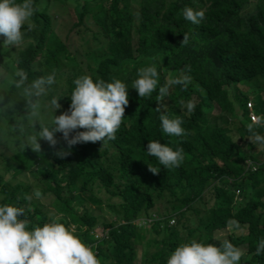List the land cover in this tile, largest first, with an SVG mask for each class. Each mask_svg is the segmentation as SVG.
<instances>
[{
  "label": "trees",
  "instance_id": "obj_1",
  "mask_svg": "<svg viewBox=\"0 0 264 264\" xmlns=\"http://www.w3.org/2000/svg\"><path fill=\"white\" fill-rule=\"evenodd\" d=\"M90 1L84 0V4ZM250 3L249 9L248 0H106L97 12L92 2L89 8L92 20L88 25L94 23L96 30L92 36L98 41L87 42L85 50L75 48L73 52L53 34L47 10L37 11L33 16L36 27L26 31L23 47L0 46V64L7 70L0 77V95L5 96L7 105L0 109V163L5 167V170L0 168V204L22 207L24 217L19 218L27 219L30 227L43 226L52 216L60 215L61 223L75 225L81 240L93 246L101 264H134L136 246L146 245V238L147 254L152 258L144 264H166L167 250L175 249L179 242L195 239L219 247L221 238L214 234L218 232L226 237L227 222L235 220L241 226L235 231L246 230L245 234L235 236L247 244L248 256L254 264H264V254L256 255L257 244L264 239V202L258 192L263 185L264 164H255L264 148L246 141L250 135L241 120L233 129L241 143L235 144L227 138L223 141L217 132L225 127L218 128L203 113V106L216 103L228 114H234L235 122L237 107L242 118L250 123L247 98L238 94L237 85L264 76V0ZM185 6L204 11L200 24L194 25L183 18ZM184 33L190 39L188 45L181 46ZM78 52L87 61L85 68L94 81L99 78L111 82L115 77L129 88V104L115 140L104 146L100 142L75 145L72 154L64 159L54 155L63 146L52 148L43 140L38 141L41 153L21 148L23 137L18 126L28 125L26 102L19 90L7 85L8 77L21 68L31 82L51 74L61 60L62 63L75 60ZM153 63L160 73L157 91L150 98H140L131 88L132 82L137 78V69ZM186 65L191 67V83L185 91L174 85L162 103L170 117L183 119L182 127L191 134L168 136L160 127L156 96L169 74H178ZM70 72L74 78L68 79V92L60 97L61 107L54 115H60L63 107L65 111L68 109L75 87L73 81L86 75L74 69ZM53 95L50 92L41 98L42 104ZM180 99L193 101L194 112L187 114L186 108L179 104ZM258 104V114H264V101L260 97ZM45 111L42 107L41 112ZM48 122L46 117L45 123ZM35 127L39 130L38 124ZM257 131L264 135V127ZM57 135L61 139V134ZM150 140L173 150L182 147L185 159L181 166L166 169L149 157L146 145ZM248 145L252 154L245 153ZM148 166L160 168L159 174L153 175ZM6 171L11 176L4 180ZM27 172L38 181L34 186L18 180ZM99 185L109 194L117 189L124 195L123 203L109 206L113 216L104 224L107 231L102 237L94 234L95 209L91 208V204L101 205L94 192ZM119 185H122L120 190ZM34 187L40 188L42 196L50 197L53 209L40 207L35 197L30 201L25 199ZM237 191L242 199L236 200L240 195ZM248 191L250 196L246 195ZM80 192L86 197H78ZM207 196L213 201L210 207L204 206ZM160 201L171 206L173 212L167 216L156 213L149 227L134 224L140 217H150ZM203 211L207 218L204 226H198L199 219L195 225L186 226L181 241L180 223H187L191 214L199 215ZM172 218L180 223L169 225Z\"/></svg>",
  "mask_w": 264,
  "mask_h": 264
},
{
  "label": "clouds",
  "instance_id": "obj_2",
  "mask_svg": "<svg viewBox=\"0 0 264 264\" xmlns=\"http://www.w3.org/2000/svg\"><path fill=\"white\" fill-rule=\"evenodd\" d=\"M39 10L40 8L35 6V0H0V36L3 37V44L0 46L6 49L23 47L26 31L31 32L36 27L32 18ZM181 14L194 25L200 24L205 16L204 11H197L188 6L182 9ZM189 39V34L184 33L180 45H188ZM190 72L191 67L186 65L178 74L170 73L166 83L159 86L156 96L159 106L155 110L161 113L160 127L168 136L186 137L191 134L182 127L183 119L180 116L170 117L167 114V106L162 103L171 86L180 85L182 91L187 89L192 80ZM159 76L155 63L141 67L137 69V78L132 82L131 88L136 90L140 98H150L152 93L157 91ZM56 82L55 70L31 82H28V73L21 68H17L12 76L8 77L7 85L19 90L26 102L28 125L18 126L23 137L21 148L41 153V144L38 142L41 140L56 148L59 143L56 134L60 133L67 147L55 151L54 155L64 159L72 154L71 149L75 145L100 142L104 146L115 140L129 104V88L125 83L115 77L111 82H106L99 78L94 81L90 75H81L73 81L75 87L71 92L68 109L57 116L54 113L61 107L58 103L61 98L53 96L44 104L41 99L49 95L51 86ZM238 92L247 98L246 109L250 122L247 124V131L250 140L264 148V135L257 131L264 127V114L255 115L253 104L252 109L248 110V97L239 89ZM179 104L186 108L187 114L193 113L196 107L191 100L186 102L180 99ZM0 105H2L0 109L7 106L4 95H0ZM42 107L47 109L46 113L42 114ZM250 112L254 115L252 120L249 118ZM48 113L51 114L48 117L49 122L45 123ZM37 124L39 130H36ZM81 129L83 131H80ZM146 148V154L154 157L166 169L180 167L185 159L182 147L173 150L172 147L157 140H150ZM263 154L264 151L259 162H254L257 166L264 164ZM159 170L160 168L148 166V171L153 175H158ZM33 197L42 198L39 187H34L32 194L26 195L25 199L30 201ZM21 216L24 217L22 207L11 203L0 204V264H101L93 246L81 240L76 234L75 225L66 226L65 223H61L60 215L52 216L50 222L44 223L43 226L31 227L27 219L19 218ZM156 217L151 213L150 217L138 218L134 224L149 227L152 221L147 225H139L138 220L142 218L153 220ZM171 220L169 225H173L170 223ZM226 227L227 231L231 232L240 230L241 226L239 222L229 220ZM261 254H264V239H261L256 247V255ZM244 255V251L228 239L221 240L219 247L191 240L179 244L168 256L166 264H239Z\"/></svg>",
  "mask_w": 264,
  "mask_h": 264
},
{
  "label": "rangeland",
  "instance_id": "obj_3",
  "mask_svg": "<svg viewBox=\"0 0 264 264\" xmlns=\"http://www.w3.org/2000/svg\"><path fill=\"white\" fill-rule=\"evenodd\" d=\"M92 2L96 4V9L98 12L101 6L106 2V0L105 2H102V3H99L97 0H91L89 4H84V0H35V6L40 8L38 13H42L45 9L47 10V14L49 15L51 19V26L53 29V34L59 39L60 42L67 44L69 48L68 49L69 52H73L75 48L81 49L83 47V50H85L87 48V42L95 43L98 41L92 36V33L95 32L96 30L94 23L91 26L88 25V23L92 20L91 15L89 13V8L91 7ZM248 2H249V9H250L252 7V4L250 2H253V0H248ZM82 14H85V16L82 17ZM32 19H33V22L35 23L34 18ZM79 62H81L82 64H79ZM85 62L87 61L84 60V57L82 59L81 55L78 52L75 60L69 63L67 61H63L62 63V60H61L58 66L54 65L53 70L56 71V81L57 82L56 84H54L51 90V94L52 95L54 94L53 96H58V97L63 96V94L66 95V93L68 92V85H67L68 79L74 78V75L70 74L71 73L70 71L72 69H74L77 72L90 75L85 68ZM61 63H62V66H60ZM6 74H7L6 68L4 66H1L0 64V77ZM173 87L174 86H171L169 89H172ZM237 88L242 94L248 97V101L252 102L254 114L259 115L258 114V112L260 111V106L258 104L259 97L262 101H264V76L257 77L241 85L239 84ZM60 111L61 112L65 111L64 107ZM43 113H46V111ZM203 113L206 116H208L212 120V122H214V124L217 125L218 128L225 127L223 130H218L217 132V134L223 141L225 138H227L235 144L241 143L240 138L233 133L234 126L238 125L240 123V120L247 127L248 121L242 118L241 110H239L236 107L235 115H238V119L235 122H234V114L232 115L228 114L227 112L222 110L216 103L212 104L211 107L203 106ZM249 114H251V112ZM47 117H49V115ZM56 138L59 141L58 145H61L63 147L66 146L63 140L60 139V137L57 134H56ZM246 141H250V139H247ZM245 153L252 154L250 145H248V147L246 148ZM0 168L2 170H5L4 163H0ZM10 176H11V172L6 171L4 180L9 179ZM18 180H24L30 186L31 185L34 186L35 183H38L37 179H35L30 172H27L24 175H21L18 178ZM81 180L83 181V178ZM101 188L102 186L99 185L98 188L94 189V192L96 193L98 199H100L101 201V205L91 204V208L95 209L93 213L96 218V227L94 230V234L97 237H102L104 235V233L107 231L106 228H104V224L107 223L108 218H112L111 216H113V213L109 206H115L117 204L124 202V195H122L121 193L119 194L117 189H113L114 194H109L108 192H105ZM121 188H122V185H119V190ZM258 192L261 196V201L264 202V177H263V185L258 190ZM246 195L250 196L251 192L248 191ZM78 197L85 198L86 196L80 192L78 193ZM242 198L243 196L240 193V195L236 197V200L237 199L239 200ZM35 200L39 202L40 207L44 206V207H47L48 209H53V205L50 203L51 200L49 196H42V198L40 199L37 198ZM212 203L213 201L210 198V196H207L204 202V206L210 207ZM165 207L167 208V210ZM155 208L156 210L153 211L152 213L153 215H156V213H159L161 215L167 216V214L173 212L172 207L168 206L167 203H164L162 201L158 202ZM204 212L205 211H203L199 215L186 213V215H190V214L191 215H190L189 221L185 224H182V222L180 223L178 221H175V219L174 220L172 219L173 222H171V224L173 223L174 226H176L178 223L181 224V228L179 230V235H181L180 237L181 241L183 239V234L185 233L186 235V226L195 225L198 222V219H199L198 226H201V227L204 226L207 220V218L204 217ZM245 233H246V230H244L243 232L242 231L241 232L239 231L229 232L228 231L227 233H224V235H227V236L223 237L221 236L223 234L216 232L214 236L217 235V239L221 238V240L228 239L235 246L241 248L244 251L245 255L241 258V261L239 262V264H254L253 259L247 254V244L243 242L242 240L240 241L238 239V236H235V235H241ZM231 234H233L234 236L231 237ZM149 236L150 235L147 233V237ZM144 240L146 241V245L137 244L136 246V249H135L136 257H135L134 264H144L145 260L148 262L152 258L150 255L147 254L148 240L147 238ZM181 243L182 242H179L178 245ZM110 247H111V244L108 246V248ZM151 251H154V249H151ZM172 251H174V249L167 250L166 258H168V256L170 255Z\"/></svg>",
  "mask_w": 264,
  "mask_h": 264
},
{
  "label": "built area",
  "instance_id": "obj_4",
  "mask_svg": "<svg viewBox=\"0 0 264 264\" xmlns=\"http://www.w3.org/2000/svg\"><path fill=\"white\" fill-rule=\"evenodd\" d=\"M247 108H248V110H251V109H252V103H251L250 101L247 102ZM253 116H254V115H253L252 113L249 115L250 120H252V117H253ZM263 162H264V154H263ZM236 193L238 194L239 191H237ZM151 221H152V219H150V218H142V219H139V220H138V224H139V225H147V224H149ZM171 222H173V220H172ZM171 222H170V223H171Z\"/></svg>",
  "mask_w": 264,
  "mask_h": 264
}]
</instances>
